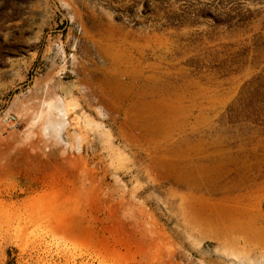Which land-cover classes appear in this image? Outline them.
<instances>
[{"label": "rangeland", "instance_id": "rangeland-1", "mask_svg": "<svg viewBox=\"0 0 264 264\" xmlns=\"http://www.w3.org/2000/svg\"><path fill=\"white\" fill-rule=\"evenodd\" d=\"M0 264H264V0H0Z\"/></svg>", "mask_w": 264, "mask_h": 264}, {"label": "bare ground", "instance_id": "bare-ground-1", "mask_svg": "<svg viewBox=\"0 0 264 264\" xmlns=\"http://www.w3.org/2000/svg\"><path fill=\"white\" fill-rule=\"evenodd\" d=\"M108 52V51H107ZM118 52V51H117ZM120 52H123L122 50L120 51ZM126 52V51H125ZM124 52V53H125ZM109 54H113L110 50H109V52H108ZM123 54V53H122ZM126 54V53H125ZM129 54V53H128ZM130 54H132V53H130ZM114 56H115V58L118 60V61H120V59H121V53H120V55H118L117 54V56H116V54H114ZM123 57V56H122ZM126 58V57H125ZM125 60V59H124ZM123 61V60H122ZM128 61V60H127ZM133 61V60H132ZM133 69V68H132ZM136 69V68H135ZM139 71V70H138ZM135 72H137V71H135ZM132 73V72H131ZM151 78V77H150ZM134 79H135V77H134ZM153 79V78H152ZM153 80H156V79H153ZM158 80V79H157ZM107 83H109V82H107ZM111 83V82H110ZM113 85V84H112ZM128 85V84H127ZM111 86V85H110ZM114 86V85H113ZM116 86V85H115ZM112 87V86H111ZM124 87V86H123ZM122 87V88H123ZM126 87V86H125ZM119 89V88H118ZM127 89H129V88H127ZM123 90H124V88H123ZM123 90L121 91V92H123ZM115 91V90H114ZM119 93V92H118ZM122 95H123V93H122ZM155 101V100H154ZM165 101V100H164ZM167 103H169V102H167ZM147 104V103H146ZM142 106H143V104H141ZM149 105H151V103L149 104ZM136 106V105H135ZM152 106V105H151ZM154 106V105H153ZM150 107V106H149ZM174 107V106H173ZM158 108H159V110L157 109L156 110V112H154V114H160L161 115V117H162V119H163V122L160 124V125H158L157 127H156V130L158 131L157 132V134L159 135V134H161L162 136H164L165 137V134H167L168 133V130H165V128H166V125L167 124H170L171 123V121L170 120H168V117L166 118V120H165V103H160L159 104V106H158ZM137 109H139L138 107H137ZM173 109V108H172ZM147 110H149V109H147ZM167 110V109H166ZM169 111V110H168ZM153 112V111H152ZM177 112V111H176ZM138 113V112H137ZM140 113H142V114H145V113H147V111L146 110H144V109H140ZM171 113V112H170ZM175 114V113H174ZM146 115V114H145ZM151 114H149V116H150ZM153 115V114H152ZM148 116V115H147ZM150 118V117H149ZM177 118V117H176ZM146 119V118H145ZM140 120H142V119H140ZM144 120V119H143ZM174 120V119H173ZM148 121V120H147ZM149 121H151V119L149 120ZM145 124V123H144ZM145 129V128H144ZM149 130V129H148ZM171 131V130H170ZM151 132V131H150ZM175 132V131H174ZM148 134V133H147ZM160 135V136H161ZM168 136V135H167ZM173 136V135H172ZM150 137V139H151V136H149ZM148 137V138H149ZM172 138V137H171ZM155 139V138H154ZM163 139V138H162ZM153 140V139H152ZM157 140V139H156ZM154 141V140H153ZM152 141V142H153ZM169 141H170V139H169ZM172 141V140H171ZM156 142V141H155ZM158 142V141H157ZM226 151V150H225ZM181 152V151H180ZM178 154H179V152H178ZM176 155V154H175ZM166 156V155H165ZM174 156V155H173ZM182 156V155H181ZM176 157H177V155H176ZM183 157V156H182ZM173 158H175V157H173ZM178 158V157H177ZM184 158H187V157H184ZM189 158V157H188ZM183 160V159H182ZM192 160V159H191ZM185 161V160H184ZM208 161V160H207ZM170 162V161H169ZM178 162V161H177ZM186 162V161H185ZM176 163V162H175ZM187 164V163H186ZM185 164V165H186ZM168 166V165H167ZM170 166V165H169ZM179 166V165H178ZM188 166V165H187ZM171 167V166H170ZM185 167V166H184ZM183 167V168H184ZM174 168V167H173ZM177 168V167H176ZM169 169V168H168ZM171 169V168H170ZM169 171V170H168ZM171 171V170H170ZM174 171V170H173ZM177 172V171H176ZM197 173V174H196ZM196 173H190V172H187V174L188 175H194V174H196V175H199V176H202V174H203V172H201L200 170H198V171H196ZM174 174V173H173ZM176 175V174H175ZM180 175V174H179ZM178 177V176H177ZM191 177V176H190ZM189 178V177H188ZM177 179V178H176ZM258 181V180H257ZM182 182H184V181H182ZM259 182V181H258ZM181 183V182H180ZM261 186V185H260ZM201 188V187H200ZM258 188V187H257ZM262 188V187H261ZM260 188V189H261ZM248 189V188H247ZM253 189V188H252ZM215 190V189H214ZM262 191V190H261ZM251 192V191H250ZM193 194V193H192ZM218 194V193H217ZM253 194V193H252ZM195 195V193L193 194V196ZM242 195H244V194H242ZM200 196V195H199ZM244 196H246V195H244ZM203 197V196H202ZM238 197V196H237ZM193 198V197H192ZM199 198V197H198ZM223 198H225V197H223ZM222 198V199H223ZM220 199V198H219ZM226 199V198H225ZM224 199V200H225ZM232 199H233V197H232ZM238 199V198H237ZM243 199V198H242ZM242 199H239V200H242ZM250 199V198H249ZM253 199V198H252ZM199 200V199H198ZM194 201V200H193ZM221 201V200H220ZM243 201V200H242ZM236 202V201H235ZM196 204V203H195ZM214 204H215V202H214ZM209 205H211V202L209 203ZM238 205V204H237ZM240 205V204H239ZM215 208H217L216 206H214ZM194 209V208H193ZM235 210L236 211H231V209H225V211H224V213L225 214H228V215H233V214H236L237 215V217L236 218H233L232 217V222H235V223H237V225H238V228H236V229H239V231L241 232V233H243L244 234V236H246L247 238H249L248 236H250V235H253V236H258L259 235V232H258V230H257V226H256V221L257 220H260L261 218V215L260 214H256V213H253L250 209H239L238 207L237 208H235ZM234 216V215H233ZM244 216H248L249 217V222L248 223H246V224H244L243 223V221H242V218L244 217ZM263 216V215H262ZM244 219H245V217H244ZM245 222V221H244ZM259 226V225H258ZM256 238V237H255Z\"/></svg>", "mask_w": 264, "mask_h": 264}]
</instances>
